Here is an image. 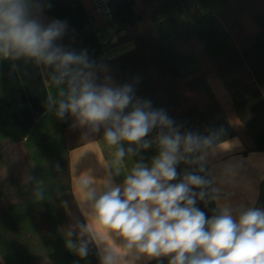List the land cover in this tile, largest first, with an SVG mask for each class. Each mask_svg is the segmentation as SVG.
Masks as SVG:
<instances>
[{
	"label": "trees",
	"instance_id": "1",
	"mask_svg": "<svg viewBox=\"0 0 264 264\" xmlns=\"http://www.w3.org/2000/svg\"><path fill=\"white\" fill-rule=\"evenodd\" d=\"M188 1L109 0L114 19L108 24L124 31L118 41L135 43L111 59L97 37L108 24L91 0L34 3L38 13L66 22L56 43L86 52L101 79L133 84L137 98L164 109L182 131L223 129L224 140L245 137L252 149L264 151V0H195L199 13L191 17ZM14 63L0 60V264H99L95 248L80 259L66 247L65 226L74 217L82 220L69 171V150L82 141L70 139V118L57 119L46 109L47 97L57 93L52 70ZM186 169L177 166L181 174ZM27 174L41 181L44 201L37 202L33 185L23 183ZM197 207L210 217L216 204Z\"/></svg>",
	"mask_w": 264,
	"mask_h": 264
},
{
	"label": "clouds",
	"instance_id": "2",
	"mask_svg": "<svg viewBox=\"0 0 264 264\" xmlns=\"http://www.w3.org/2000/svg\"><path fill=\"white\" fill-rule=\"evenodd\" d=\"M36 12L34 0H0V60L51 69L57 93L47 97V111L60 120L70 118L81 137H100L114 150L103 183L98 185L90 172L80 181L83 198L76 204L83 219L74 217L65 226L66 247L80 259L95 248L99 264H137L142 258H166L167 264H264V207L220 203L222 189L206 171L209 158L227 142L224 130L182 131L164 109L137 98L133 84L101 79L86 52L57 44L66 22L44 24ZM153 147L156 154L143 162L140 154ZM126 158L134 163L116 183ZM181 163L191 170L179 173ZM23 183L33 185L37 202L45 200L39 179L27 174ZM198 202H215L210 217Z\"/></svg>",
	"mask_w": 264,
	"mask_h": 264
},
{
	"label": "crops",
	"instance_id": "3",
	"mask_svg": "<svg viewBox=\"0 0 264 264\" xmlns=\"http://www.w3.org/2000/svg\"><path fill=\"white\" fill-rule=\"evenodd\" d=\"M36 14L44 24L53 21L51 17L38 12ZM123 34L124 31L119 30L116 24H108L98 30L97 37L100 43L108 45L105 49L108 59L122 55L135 47L133 40L118 41ZM114 82L116 83L115 80ZM213 86L219 89L222 102L227 104L226 93L219 81H214ZM229 112L232 117V109ZM75 130L82 142L69 150V171L72 198L78 210L76 202L83 198L80 181L85 179L90 172L96 178L98 185L103 183L104 167L113 165L114 150L109 148L102 138H83L81 137L82 130L76 128ZM225 141L230 144L222 143L223 151L210 157L206 163L208 173L217 178V186L222 189L220 203L230 201L233 205L264 207V151L252 149L250 139L245 137L234 136ZM156 151L155 147L143 151L140 154L143 157V162H149ZM134 159L139 160L140 157ZM133 163L132 159L126 158L119 166L121 177L115 178L116 183L122 182L123 175L132 167ZM151 261L153 260L142 258L137 264H147Z\"/></svg>",
	"mask_w": 264,
	"mask_h": 264
},
{
	"label": "built area",
	"instance_id": "4",
	"mask_svg": "<svg viewBox=\"0 0 264 264\" xmlns=\"http://www.w3.org/2000/svg\"><path fill=\"white\" fill-rule=\"evenodd\" d=\"M95 11L103 24L113 21L114 16L109 0H91Z\"/></svg>",
	"mask_w": 264,
	"mask_h": 264
},
{
	"label": "rangeland",
	"instance_id": "5",
	"mask_svg": "<svg viewBox=\"0 0 264 264\" xmlns=\"http://www.w3.org/2000/svg\"><path fill=\"white\" fill-rule=\"evenodd\" d=\"M186 13L190 16L191 14L193 13H196L198 14L199 13V8L197 7V2L195 0H189L188 1V8H187V11ZM191 17V16H190ZM189 17V19H191ZM185 25V24H184ZM68 133H71L70 134V139H78V132H76L75 128H69V131H67ZM67 133V135L69 136V134Z\"/></svg>",
	"mask_w": 264,
	"mask_h": 264
}]
</instances>
